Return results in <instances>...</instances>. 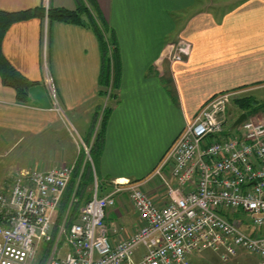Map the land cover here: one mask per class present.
Segmentation results:
<instances>
[{
  "label": "crops",
  "instance_id": "0c3cea01",
  "mask_svg": "<svg viewBox=\"0 0 264 264\" xmlns=\"http://www.w3.org/2000/svg\"><path fill=\"white\" fill-rule=\"evenodd\" d=\"M42 4L0 0V9ZM48 5L74 10L77 1L48 0ZM88 6L115 35L119 79L113 95H100L102 53L88 25L46 17L14 23L4 35L2 53L33 84L27 102H19L0 77V133L7 140L2 139L9 141V153L25 142L22 164L46 169L51 159L73 156L59 138L60 133L69 136L68 127L52 110L51 89L83 133L72 137L78 147L87 141L92 148L97 118L108 107L96 175L100 181H130L147 190L154 186L151 194L165 204L155 170L204 103L219 93L264 86V0H94ZM179 39L190 43L189 55L167 60L166 46ZM109 209V237L130 236L137 217H120L121 209ZM203 258L192 254L191 263Z\"/></svg>",
  "mask_w": 264,
  "mask_h": 264
},
{
  "label": "built area",
  "instance_id": "2783aa9c",
  "mask_svg": "<svg viewBox=\"0 0 264 264\" xmlns=\"http://www.w3.org/2000/svg\"><path fill=\"white\" fill-rule=\"evenodd\" d=\"M190 50V43L179 39L173 61H182ZM51 92L52 110L64 119L65 110ZM231 94L207 100L156 168L167 191L166 206L130 181H111L115 188L105 194L95 183L67 233V253L59 257L54 246L46 264H192V254L211 250L227 260L238 249L264 264V121L246 117L231 129L225 119ZM71 175L68 165L22 169L7 191L0 190V264H32L38 248L53 241L52 218ZM122 191L140 226L113 241L107 210ZM237 211L247 212L251 224L231 219L230 212Z\"/></svg>",
  "mask_w": 264,
  "mask_h": 264
},
{
  "label": "rangeland",
  "instance_id": "374dc122",
  "mask_svg": "<svg viewBox=\"0 0 264 264\" xmlns=\"http://www.w3.org/2000/svg\"><path fill=\"white\" fill-rule=\"evenodd\" d=\"M46 5H48V0H44V4H42V6L45 7V9L49 7V5L48 6ZM88 5L89 4H87L86 6ZM88 7H89L88 8L89 11L93 14V16L95 15L94 17H97L96 14H94V10H91L90 6ZM81 19L83 21H86L87 20L86 14L84 13L81 14ZM175 44L176 42L170 43L168 46H166L164 55L165 58L169 61H173L172 54ZM256 87L257 88L248 89V90L243 89L240 91H235L234 93H232L230 96L227 97L225 119L228 123H232L241 113H245L244 111L245 109L240 105V102H244L247 100H249L252 104L251 105L252 110L249 113L250 115L248 116V118H251L252 120L255 121H264V86L262 87L256 86ZM66 113L69 116L68 112ZM97 119L98 121H101L102 114ZM63 121L67 124L68 127L67 133L69 134V136L60 133L59 138L63 139L64 143H66L70 153L73 156H71L70 159L67 158L51 159V161H53L54 163L52 164V166H48L46 169L36 165L29 166V165H24L25 163L22 164L23 159H20L21 157L20 155L24 154L25 142H20L16 147V150L9 153L10 151L9 141L6 142L3 141L2 135H4V133L3 134L0 133V190L7 191V188L13 183L14 178L21 172L22 169L45 171L53 167L66 166V165L72 168V175L70 181L68 182L64 191L62 192L57 210L52 218L53 242L49 244V247L47 246L48 244L47 245L43 244L38 248L36 257L32 262V264H46L47 259L50 255L49 251L52 252L54 246L57 247L56 255H58L59 257H63L67 253L69 249V247L66 245L67 233L71 228L72 224L77 221V218L82 211V207L84 203L91 196L94 190L95 183L98 185L100 193L102 194H105L115 188L112 182L100 181L98 175H96V171L93 170L91 147L89 146L88 142L84 141V144L83 142L82 143L80 142L79 143L80 148H79L73 141L72 137L77 138L78 137L77 133L83 136L80 127L77 124H75L76 122L69 120L68 117H65ZM4 138L7 140V136L4 135ZM49 144L52 145L53 142L51 141L49 142ZM87 148H88V154H86L85 152ZM15 153H16V157H15ZM157 168H159V166ZM88 170H90V175L92 176L91 180H89L88 177L84 178L82 176V174ZM94 171H95V175H94ZM155 177L156 179L160 180V183H158L159 185H157L158 186L157 189L160 190L159 188H161V190H163L164 193L167 195V191L163 185L162 180L158 176ZM155 177L152 180V182L156 180ZM141 189L144 192L152 195L151 196L152 199L156 204H158L155 197L153 196L155 195L154 192L153 194H151L153 190H156L154 186H152L149 190L144 188ZM167 202H168V198H167ZM167 202L165 204H158V205L163 207L166 206ZM118 204H120L119 209H121L120 217H122L123 215L125 217L127 216L132 217L133 219L135 217L136 219L138 214L133 208L127 192L122 191L117 195V205ZM117 205L115 206L113 205L114 207L111 206L114 208V209L112 208L113 210L109 209L111 210V213H114L116 210L119 212V209H116ZM229 216H232L230 217L231 219L244 221L245 225L251 224V219L247 214V212H243V211H237L234 213L230 212ZM137 221H139L138 218ZM106 225H107V221H106ZM139 226L140 223H137L135 227V231L136 229H138ZM46 249H50V250L47 251ZM202 256L204 257L203 262L198 261L197 264H259L258 257L253 256L242 249H238L236 255L233 257H229L227 260H222L218 253L212 252L211 250H206L202 252Z\"/></svg>",
  "mask_w": 264,
  "mask_h": 264
},
{
  "label": "trees",
  "instance_id": "16d2710c",
  "mask_svg": "<svg viewBox=\"0 0 264 264\" xmlns=\"http://www.w3.org/2000/svg\"><path fill=\"white\" fill-rule=\"evenodd\" d=\"M77 6L74 10H69L63 7L38 6L35 8L24 9L19 11H5L0 9V77L5 86L12 87L16 92V97L19 102H27L28 89L33 84L28 81L18 70H16L5 58L2 53V41L6 31L14 23L29 20L31 18L46 17L48 20L62 21L74 24L88 25L98 37L101 53H102V67L99 79L100 95H113V88H116L119 79V61L117 54V44L114 32L108 26L107 22L96 13L97 17L89 11L87 4L93 5L94 0H76ZM87 3V4H86ZM86 14V21L81 19V14ZM112 90V91H111ZM112 92V93H111ZM244 107L247 117L252 110L251 102L249 100L240 102ZM109 108L105 107L102 113V120L99 123V129L96 132L93 146L91 148V158L93 161V170L96 171V163L102 150L103 140V125L106 121ZM90 168V167H89ZM84 178L88 177L91 180L90 170L82 174ZM91 197V196H90ZM89 197V198H90ZM87 199V201L89 200ZM86 201V202H87ZM53 242V241H52ZM52 242L48 243L51 244ZM47 251L50 249H46ZM50 252V251H49ZM49 254V253H48Z\"/></svg>",
  "mask_w": 264,
  "mask_h": 264
},
{
  "label": "water",
  "instance_id": "95a60500",
  "mask_svg": "<svg viewBox=\"0 0 264 264\" xmlns=\"http://www.w3.org/2000/svg\"><path fill=\"white\" fill-rule=\"evenodd\" d=\"M247 115L245 113H241L231 124V129L239 125L243 120H245Z\"/></svg>",
  "mask_w": 264,
  "mask_h": 264
}]
</instances>
